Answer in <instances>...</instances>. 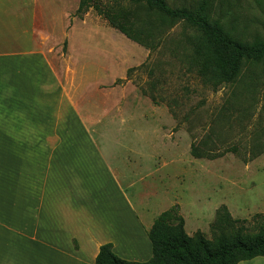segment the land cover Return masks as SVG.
I'll use <instances>...</instances> for the list:
<instances>
[{"label":"rangeland","instance_id":"rangeland-1","mask_svg":"<svg viewBox=\"0 0 264 264\" xmlns=\"http://www.w3.org/2000/svg\"><path fill=\"white\" fill-rule=\"evenodd\" d=\"M183 1L166 0L172 7ZM229 1L233 7L229 15L223 13L224 20H236L237 35L264 39V0ZM79 2L0 0V53L42 54L53 71V95L67 97L69 112L74 108L86 127H93V141L100 145L96 184L102 201L110 198L111 209L115 202L119 238L132 202L133 250L127 247V255L138 263L152 258L145 228L176 205L190 237L201 232L213 241L212 226L222 206L245 234H257L264 227V155L250 162L246 151L264 130L263 66L251 68L257 84L247 73L238 83L213 91L188 70L183 43L191 33L182 24L150 52L93 10L77 17ZM34 62L0 59V68L11 73L0 69V97L12 92L10 80L19 72L22 85L25 77L35 81V88L39 85ZM38 90L35 97H46ZM18 93L33 97L25 88ZM75 122L63 115L61 126L79 130ZM208 137L219 153L236 147L238 154L214 161L193 158L192 145ZM125 228L129 233V222Z\"/></svg>","mask_w":264,"mask_h":264},{"label":"crops","instance_id":"crops-1","mask_svg":"<svg viewBox=\"0 0 264 264\" xmlns=\"http://www.w3.org/2000/svg\"><path fill=\"white\" fill-rule=\"evenodd\" d=\"M13 51L0 53V59L35 61L39 85L35 88L31 77L29 81L25 77L22 85L19 72L10 80L12 92L0 97V264H95L100 248L107 244L121 259L135 262L127 255V247L133 250L132 202L119 225V238L115 202L111 209L110 198L102 201L96 184L100 145L93 141V127H86L74 108L69 112L67 97L53 95V71L42 54ZM0 69L11 74L6 67ZM22 88L33 97L20 96ZM37 90L46 97H35ZM63 115L81 128L63 129ZM151 228H145L146 233ZM240 264H264V257Z\"/></svg>","mask_w":264,"mask_h":264},{"label":"trees","instance_id":"trees-1","mask_svg":"<svg viewBox=\"0 0 264 264\" xmlns=\"http://www.w3.org/2000/svg\"><path fill=\"white\" fill-rule=\"evenodd\" d=\"M183 2L180 7H172L166 0H80L76 16L82 19L93 10L112 29L150 52L159 50L168 32L182 24L191 33L183 43L187 49L185 63L205 86L217 91L238 83L247 73L257 84V75L251 68H264V39L247 40L237 35L236 20H224L223 13L233 7L230 1ZM152 101L158 105L154 97ZM210 140L208 137L192 145L191 156L214 161L224 154L239 152L235 147L219 153ZM255 141L246 151L250 162L264 155V130ZM215 219L213 241L201 232L190 237L176 205L162 213L148 232L152 245L148 262L123 260L114 253L113 245L107 244L100 248L95 264H240L264 257V227L257 234H245L226 206L218 210Z\"/></svg>","mask_w":264,"mask_h":264}]
</instances>
